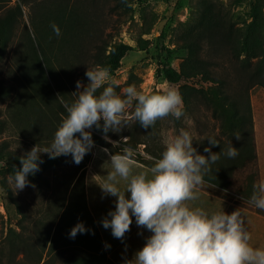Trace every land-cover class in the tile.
I'll use <instances>...</instances> for the list:
<instances>
[{
  "label": "trees",
  "instance_id": "obj_1",
  "mask_svg": "<svg viewBox=\"0 0 264 264\" xmlns=\"http://www.w3.org/2000/svg\"><path fill=\"white\" fill-rule=\"evenodd\" d=\"M11 1L0 0V10ZM132 1L126 0V4H131ZM67 7V3L58 7L57 13L61 14L59 17L54 15L56 20H50L49 25L47 24L49 31L44 25L34 24L38 46L28 31L25 33L24 39L13 53L14 83L2 76V69L16 38L21 4L10 8L6 14H0V103L10 101L9 120L0 117V134L12 131L24 138L33 137L37 142L52 141L62 121L56 120L60 116L63 119L67 113L63 102L50 85L46 72L62 100L71 103L74 95L72 89H76L72 75L77 61L88 60V68L97 65L108 67L110 74H113L121 66L125 55L134 49L131 45L104 40L88 57L87 44L93 37L89 19L82 6L74 4ZM66 14L69 17H65ZM248 16L249 20L240 25L224 5L213 0L203 3L197 15L178 36V46L187 51L180 66L176 68L164 64L162 68L166 82L179 84L185 113L192 111L194 104L202 102L211 111L212 117L219 121L221 137H208H214L218 141L219 145L211 150L220 153V160L211 165L212 170L204 176V181L211 187L224 191H229L231 173L247 164L255 167V184L258 183L248 95L249 90L254 87L264 88V0H251ZM53 22L61 30L59 37L51 28ZM150 30V27L144 29L141 35L150 33ZM218 55L228 58L238 81L235 89L229 82L228 68L219 72L218 63L211 59ZM161 62L159 58L157 64ZM86 71L87 68L78 75L79 81L84 85L88 83ZM63 72L65 77L62 76ZM194 77H199L201 83L208 86L204 88L201 84L197 88L181 84L183 78ZM133 78H137V75L131 71L127 83L131 85ZM140 82L141 79L138 78L137 83ZM118 89L116 86L117 92ZM168 118L173 119L169 116L158 120L153 127L147 129L138 122H132L120 133L109 132L108 136L114 140L126 138L124 147H131L135 151L139 145H145L150 158L145 159L138 153L135 160L149 167L153 163L151 158H160L164 150L160 131L163 121ZM88 131H91L94 143L112 146L103 138L102 129L93 127ZM236 136L240 139L237 140ZM230 143L238 149L239 155L235 158L224 154ZM9 144V141L0 143V160L4 161L0 171L1 185L11 203L16 206L20 219L16 227L9 225L1 231L0 264H97L99 258L105 257V253L101 250L100 235L86 202L85 172L91 160V150L79 165L74 163L71 155L50 159L47 154H41L43 163L40 164V171L29 175L28 180L37 187L38 192L41 193L46 186L52 194L46 206L31 217L22 208L7 182L8 177H13L16 169L22 167L19 158L25 154L10 149ZM206 144L209 147L208 140ZM116 151L119 149L111 148L112 154ZM198 152L209 155L204 149H199ZM69 165L73 166V172L67 179H61V184L53 187L46 172H57ZM253 187L249 182L244 194L238 193L239 196L249 202ZM258 210L264 214V210ZM77 223H83L87 231L78 233L74 239L70 238V231Z\"/></svg>",
  "mask_w": 264,
  "mask_h": 264
},
{
  "label": "clouds",
  "instance_id": "obj_2",
  "mask_svg": "<svg viewBox=\"0 0 264 264\" xmlns=\"http://www.w3.org/2000/svg\"><path fill=\"white\" fill-rule=\"evenodd\" d=\"M51 28L57 37L61 35L54 22ZM31 35L35 41V33ZM85 75L87 85L78 80L77 91L72 93L76 98L63 102L67 114L51 144L43 148L36 145L19 158L22 167L10 178L15 189L23 190L30 183L28 176L40 171L41 154L50 159L71 155L79 165L94 147L88 129H102L105 141L119 148L110 154L107 174L96 182L105 196L117 198L115 210L108 213L111 219L105 218L103 227L111 228L112 235L123 240L134 216L137 226L152 233L135 258L125 264H264V247L252 245L239 209L210 212L193 206L192 202L200 199L204 176L220 160V153L211 150L219 145L214 137L207 138L209 147L204 152L209 155L205 156L193 146L190 132L182 128L164 140L160 158L152 157L151 166L138 169L135 150L120 147V141H111L108 136L109 132L120 133L132 122L147 129L169 116L176 120L184 117L181 92L169 85L145 93L133 84L117 93L110 69L100 65L87 68ZM224 154L235 158L239 152L230 143ZM249 203L264 210V179L254 185ZM86 231L83 223H77L69 235L74 239Z\"/></svg>",
  "mask_w": 264,
  "mask_h": 264
},
{
  "label": "rangeland",
  "instance_id": "obj_3",
  "mask_svg": "<svg viewBox=\"0 0 264 264\" xmlns=\"http://www.w3.org/2000/svg\"><path fill=\"white\" fill-rule=\"evenodd\" d=\"M207 1L209 2L212 0H133L131 4H126V0H12L0 10V14H6L10 8L15 7L17 4H21V15L18 17L16 26V38L12 42L6 61L3 64L2 76H4L8 82L11 81L14 83L13 53L17 45L24 39L27 31L30 35L34 32V24L44 25L47 28L50 20H56L53 18L54 15L57 17L60 16L61 12L57 13L58 7L61 4L67 3L68 7L74 4L82 6L86 18L89 19L93 37L87 44L88 50L86 54L88 57L95 52V47L103 43L104 40L117 44L124 43L134 48L125 55L122 59L121 66L115 73L110 74L111 78L119 87L117 93H122V90L130 85V83H127V79L131 71L137 75V78H133L131 85H136L138 90L145 93H151L154 90L160 91L162 88L169 85L179 90V84H171L165 81L162 75V68L164 64L176 68L180 66L187 51L178 46V36L184 32L186 25L190 24L192 19L197 15L198 9ZM213 1L229 9L233 14L234 21L240 25L249 20L248 13L251 0ZM67 16L68 14H66L65 17ZM148 27L151 29L150 33L141 35L142 31ZM47 30L49 31L48 28ZM34 43L38 46L36 37ZM218 56L211 59L214 63H218L217 68L220 70L219 72L222 73L228 68V71H230L228 79L233 89H235L238 81L230 68L231 65L228 58L225 55ZM159 58L162 62L157 64ZM75 65L76 68L74 69L75 71H73L72 80L76 83L79 80L78 75L81 71L89 67L88 60L84 59L82 61H77ZM46 75L50 85L57 93L60 100L64 102L47 72ZM62 76L65 77L64 72ZM138 78L141 79L140 83H137ZM181 84L200 88L202 83L199 77H194L183 78ZM202 86L206 88L208 84L204 83ZM252 90L256 94L257 91H264V88L257 86L249 90V103ZM72 91L76 92L77 88L72 89ZM72 96L74 100L76 97L75 95ZM9 102L10 101L0 103V117L6 120H9ZM65 116L66 115L63 117ZM61 120L60 116V119L56 121L58 122ZM182 128L192 135L193 146L197 151L207 147L206 139L209 138L208 136L215 135L218 136V139L221 137L219 135V121L212 117L211 111L202 102L194 104L192 106V111L186 112L185 116L181 117L179 120L168 118L163 121L160 131L162 143L164 144V140L168 137L178 134L179 130ZM125 140L126 138H122L121 140L111 139V141H120V147H124L123 142ZM3 141H9L10 149L19 153H27L36 145L43 148L50 145L52 142H37L33 137L24 138L20 134H16L12 131H6L0 134V143ZM111 145L112 146H105L103 143H94V147L91 149L92 154L90 160V162L93 160L92 164H94V170H92V172H94V174L90 177V186L94 184L95 187L97 180H101L102 176L107 174L110 167L108 161L110 154H112L111 148L119 149L114 147L112 143ZM144 146L145 145H139L135 153H141L139 155L145 159H149L150 155L147 153ZM104 149H108V152H105ZM3 166L4 161L0 160V171ZM137 168L142 169L139 166H137ZM71 172H73V166L69 165L59 169L57 172L49 170V172H46V175L49 178L50 184L54 187L61 184V179H67ZM231 175L229 191L219 193L217 192L218 189L211 187L207 182H205L202 187L206 188L214 195H211V197L217 195L223 196L226 201L233 202L235 205L244 208L242 210L247 212V209L250 208V203L242 199L239 194H244L248 188L249 182H251L253 186L256 183L255 167L251 164H247V166L235 169ZM10 178L11 177H8L7 182L14 196L19 200L22 208L31 217H34L39 209L46 206L52 194L51 190L44 186L43 191L40 193L37 187H33L31 183L23 190H16L14 182ZM1 180L0 172V235L3 227L9 225L16 227L17 221L20 219L16 206L11 203L6 190L1 185ZM252 189H254V187ZM236 193L239 194L237 195ZM126 196L130 197V193L126 194ZM107 197L109 198V196H106V200ZM111 198L117 199L113 196H111ZM212 199H210L209 211H219L220 209L216 207L215 198ZM225 208L223 210H226ZM248 231L251 235L255 233L252 229H248ZM257 233L258 232L255 234L257 235ZM251 243L254 247H263L260 246L255 239L253 240V238ZM94 254L99 257L96 253ZM97 264H111V262H106V258L102 256V258L98 259Z\"/></svg>",
  "mask_w": 264,
  "mask_h": 264
},
{
  "label": "crops",
  "instance_id": "obj_4",
  "mask_svg": "<svg viewBox=\"0 0 264 264\" xmlns=\"http://www.w3.org/2000/svg\"><path fill=\"white\" fill-rule=\"evenodd\" d=\"M250 104L259 182L261 179H264V91H257L255 94L252 90ZM92 161L87 165L85 172L86 202L100 235L102 242L101 250L105 253L106 262H111V264H125L126 261L135 258L136 252L144 246L147 238L150 237L152 233L146 228L137 226L134 216L132 217L133 222L130 226V231L125 234L123 240L115 238L112 235L111 228L105 229L103 227L102 221L105 218L111 219L108 213L115 210L116 200L111 198L110 195H108L109 198L107 197L106 200V196L104 194L102 196L103 192L98 184H96L95 187L94 184L90 186V177L94 174V172H92V170H94ZM136 165L142 169L147 168V166L137 161ZM99 181L100 180H97V182ZM200 191V199L192 202L193 206L203 207L205 210L209 211L210 199L215 198L216 207L220 210L226 207V210H224L226 213H231L239 209L244 219L246 229H252L255 233L258 232L257 235L255 233L251 235L253 240L255 239L260 246L264 247V214L260 212L258 208L249 204L250 208H248L246 212L242 210L244 208L235 205L233 202L226 201L223 196L217 195L211 197L212 193L206 188L202 187ZM217 192L222 193L224 190H218Z\"/></svg>",
  "mask_w": 264,
  "mask_h": 264
},
{
  "label": "built area",
  "instance_id": "obj_5",
  "mask_svg": "<svg viewBox=\"0 0 264 264\" xmlns=\"http://www.w3.org/2000/svg\"><path fill=\"white\" fill-rule=\"evenodd\" d=\"M89 130V129H88Z\"/></svg>",
  "mask_w": 264,
  "mask_h": 264
}]
</instances>
